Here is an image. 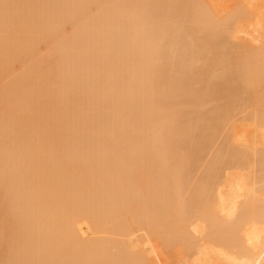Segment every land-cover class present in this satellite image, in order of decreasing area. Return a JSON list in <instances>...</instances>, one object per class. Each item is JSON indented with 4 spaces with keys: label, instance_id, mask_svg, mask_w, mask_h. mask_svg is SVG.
<instances>
[{
    "label": "bare ground",
    "instance_id": "obj_1",
    "mask_svg": "<svg viewBox=\"0 0 264 264\" xmlns=\"http://www.w3.org/2000/svg\"><path fill=\"white\" fill-rule=\"evenodd\" d=\"M262 1H234L241 15L229 9L230 21L218 9L219 24L208 0H0V264H264V184L256 188L243 172L252 166L243 167V148L264 167V116L257 117L264 112L253 117L252 132L229 131L192 194L180 193L197 168L192 149L201 136L226 126L241 103L257 105L252 94L263 97ZM211 18L218 27L209 29ZM207 27L218 30L209 31L213 40L202 35ZM205 35L215 43L221 36L219 44ZM230 35L262 39L263 58L245 44L252 63L232 47L224 53L238 52L241 62L237 54L230 61L234 53L222 54L221 44ZM206 40L221 44L223 57ZM199 46L208 57L219 54L211 59L222 64L213 66L219 78L196 73L197 54L209 60ZM193 74L214 75L207 88H225L226 97L244 82L242 91L254 93L231 101L235 109L226 101L225 113L215 112L221 117L211 110L195 122L194 101L212 90ZM187 102L197 107L186 119L180 105ZM175 117L189 120L177 127ZM223 163L233 172L221 174ZM184 251L193 254L186 259Z\"/></svg>",
    "mask_w": 264,
    "mask_h": 264
},
{
    "label": "rangeland",
    "instance_id": "obj_2",
    "mask_svg": "<svg viewBox=\"0 0 264 264\" xmlns=\"http://www.w3.org/2000/svg\"><path fill=\"white\" fill-rule=\"evenodd\" d=\"M204 1H205L204 3H206L207 0H204ZM209 1H210V0H208V2H209ZM216 1H218V0H216ZM221 1H222V0H220L219 3H220ZM228 1H229V2H228ZM234 1L237 2V0H223V4H224V5H222V2L219 4L218 2H215V0H212V1L209 2V4H210V7H209V8H211V10L213 9V13H212V14H214V12H216V11H218L217 13H219V10H218V9H220L221 12L219 13V16H220V14H221V15L223 14L222 16L226 17L227 14H228L227 11H228L229 9H232V10H230V11H231V12L233 11V13H234L235 11L233 10V8H234L233 6H234V5H237V4L240 2V0H238V3L234 4ZM214 2L217 3V5H216V9H217V10H216L215 7H214V6H215V3H214ZM230 2H231V3H230ZM262 2L264 3V1H262ZM262 2H261V4H263ZM212 3H214V4L212 5ZM227 3H228V5H227ZM241 3H242V1H241ZM230 4H231V5H230ZM205 5H207V3H206ZM226 5H227V6H226ZM239 5H240V3H239ZM206 7H208V6H206ZM238 7H239V6H237V7L235 6V10H236V8H238ZM239 8H240V7H239ZM239 8H238V9H239ZM214 9H215V11H214ZM238 9H237L236 12H239ZM222 11H223V12H222ZM210 12H211V11H209V13H210ZM225 12H226V13H225ZM228 12H229V11H228ZM209 13H208V16H210ZM229 13H230V12H229ZM231 14H232V13H231ZM234 14H238V13H234ZM214 15H216V14H214ZM239 15H241V13L238 14L237 16H239ZM222 16H221V17H222ZM228 16H231V15L229 14ZM228 16H227V18H228ZM211 17H212V15H211ZM214 17H215V16H214ZM217 17H218V14L216 15V18H215V19H217V22H218L219 24H220V22H223L224 19L221 21L220 17H218V18H217ZM224 17H223V18H224ZM234 17H236V16H234ZM209 18H210V17H209ZM212 18H213V17H212ZM212 18L209 19V20H211L212 22L208 20V21L210 22V24H209L208 21H207V24H206V25L209 24V25H208V26L210 27L209 29H211V27H212V26H211V23H212L213 27H214V26L218 27L217 25H215V24H218V23H217L216 21H215L216 23H214L213 20H215V19L212 20ZM227 18H226V19H227ZM237 18H239V17H237ZM240 18H241V17H240ZM240 18L238 19L239 21H241V19H242V18H241V19H240ZM228 20L230 21V18H228ZM228 20H226V21L228 22ZM233 20H234V22H235V19L232 17L231 21H233ZM238 20L236 19V22H237ZM219 21H220V22H219ZM226 21H225V22H226ZM239 21H238V22H239ZM242 21H244V19H243ZM225 22H224V23H225ZM236 22H235V23H236ZM229 23H230V22H229ZM232 23H233V22H231L230 25H233V24H234V23H233V24H232ZM219 24H218V25H219ZM225 24H227V23H225ZM228 25H229V24H228ZM234 25H235V24H234ZM234 25H233V26H234ZM222 26H223V24H222ZM233 26H232L231 28H233ZM205 27H206V26H205ZM213 27H212V28H213ZM216 27H215L214 29H216ZM225 27H226V26H225ZM225 27H223V28H225ZM228 27H229V26H227L226 29H227ZM220 28L222 29L221 26H220ZM220 28H219V30H220ZM229 28H230V27H229ZM207 29H208V27L206 28V32H204L202 35H204V34H206V33L209 35V34H210L209 31L212 32L210 35H212L213 32H216V31L218 32V30H216V31H215V30H212V31L209 30V31H207ZM217 29H218V28H217ZM196 30H198V29H196ZM196 30H195V31H196ZM230 30H231V29H230ZM204 31H205V30H204ZM223 31L225 32V29H223ZM223 31H222V32H223ZM228 31H229V29H228ZM228 31L225 32V36H226V33H228ZM224 32H223V33H224ZM263 32H264V31H263ZM196 33H197V37L200 38V34L198 33V31L195 32V35H196ZM219 33H221V31H220ZM198 34H199V35H198ZM221 34H222V33H221ZM221 34H220V35H221ZM210 35H209V36H210ZM214 35H218V33H214ZM214 35H213V36H214ZM228 35H229V33H228ZM228 35H227V36H228ZM240 35H242V34H240ZM263 35H264V34H263ZM263 35H262V36H263ZM205 36H207V35H205ZM205 36H202V37L205 38ZM225 36H224V37H225ZM227 36H226V37H227ZM245 36H246V35H245ZM245 36H244V35H243V36H239L240 39H239V37L237 36V37H235V38H238V39L233 40V37H231V35H230V41L228 40L229 36H228L227 39H226V37H225L226 41H225L224 43H223V41H222V43H221L222 45L224 44V45L222 46V54H223L225 51H227V50L229 51V49H230L231 47H232L233 51H234V50L237 51V49L240 48V49H238V52H239V50H242V51H240V54H241V52H244L243 50H245V49H247V48H250L251 51H255V53H253L252 55H254V54L257 55V54L259 53L258 55H259L260 57H262V55H263L264 53H263V54H260V53H262V52L259 51V47H258V43H260V42L262 41V39H261L260 42H257V45H256L255 42L252 43L250 40H249L250 42H248V39H251V38L246 39V37H249V36H246V37H245ZM262 36H261V38H262ZM193 37H194V36H193ZM197 37H195V40H196ZM210 37H211V36H210ZM210 37L208 38V36H207V40H208V41H211V38H212V37H211V38H210ZM217 37H219V36H217ZM198 38H197V39H198ZM214 38H216V37L214 36ZM220 38H221V36H220ZM220 38H219V40H220ZM231 38H232V39H231ZM263 38H264V37H263ZM200 39H201V38H200ZM205 39H206V38H205ZM202 40H204V39H202ZM207 40H206V42H208ZM212 40H213V38H212ZM219 40H217V38H216V40H215L216 43L220 42ZM263 40H264V39H263ZM196 41H197L196 43H200V40H196ZM217 41H218V42H217ZM227 41H228V42H231V44L228 43ZM201 42H202V41H201ZM206 42H205V43H206ZM211 42L215 43L214 41H211ZM211 42H208V44L210 45ZM263 42H264V41L261 42L262 45L259 44V46L261 45V48H260V49H262V46L264 45ZM213 43H211V45H213ZM216 43H215V44H216ZM225 43H226V45H225ZM227 43H228V44H227ZM202 44H203V43H202ZM218 44H219V43H218ZM221 44H220V45H221ZM245 44H246V45H245ZM196 45H197V44H196ZM196 45H194V46H196ZM211 45H210V46H211ZM220 45H219V46H220ZM227 45H228V46H227ZM242 45H243V46L245 45L246 47H247V46H248V47H247V48H246V47H242ZM207 46H208V45H207ZM210 46H208L207 49H208ZM217 46H218V45H213L212 47H215L216 50L213 49V48H212V49H213L215 52L218 51V53H219L220 55H222V54H221V49H220V47L218 46V48H219V50H218V48H216ZM225 46H226L227 48H228V47H229V48H228V49L226 48V50L223 51V49H225V48H223V47H225ZM197 47H198V45H197ZM199 47H200L199 49H200L202 52H204L203 50L206 49V46H205V49H203V50L201 49V46H199ZM202 47H203V45H202ZM192 48H193V46H192ZM194 48L196 49V47H194ZM210 48H211V47H210ZM210 48H209V49H210ZM241 48H243V49H241ZM195 49L191 50L192 53H194L193 51H195ZM199 49H198V50H199ZM232 49H231V50H232ZM252 49H253V50H252ZM257 49H258V50H257ZM210 50H211V49H210ZM210 50L207 51V52H208L207 54H210L211 52L213 53V55H209L210 58H209L208 55H206V53L204 52V56H205V58L209 59V60H208L209 62L206 61L207 59L205 60L206 63L204 62V60H202V59H203V54H202V57L197 58V56H198L197 52H198V51L195 52V54H197V56L194 54V56H196V59H195V60H197V59L199 60V59L202 58L201 61H203V62L205 63V64H201L202 62L199 61L200 64H196V65L194 66V65H193V61H192V64H191V65H193V67L196 69L195 71H196L197 74L199 73V72H197V71H199V70H201V69H202V70L205 69L204 73L206 74V76H207L208 73L215 72V71L213 70V68L216 67V65H218L219 63L215 64V66H214L215 61H214L213 63H211V61H212L211 59H212V58L215 59V57H218V59H219V56H218L219 54L216 55V53L214 54V51H210ZM247 50H248V49H247ZM247 50H245L244 55L242 54L243 56L237 54L238 52H237V53H234V52L231 51L232 53H234V55L232 54L231 57H230V59H229L228 56H227V57H228V59L231 61V60H233V59H231L232 56L234 57V56L237 54V55H238V56H237V57H238L237 59L239 60V59H240V56H241L242 58H244V57H246V56L248 55V53H249L248 51H249V50H248V51H247ZM262 50L264 51V48H263ZM201 51H200V52H201ZM209 51H210V52H209ZM246 51H247L248 53H247ZM251 51H250V52H251ZM258 51H259V52H258ZM231 52H230V53H231ZM192 53H191L192 58H195V57L193 56ZM198 53H199V52H198ZM228 53H229V52H227V54H226V53H224V54L228 55ZM230 53H229V54H230ZM251 53H252V52H251ZM251 53H250V55H248L249 57L247 56L246 58H244V59L247 60L248 62H249L251 59L253 60V58H250V57H252V56H251ZM256 53H257V54H256ZM200 54H201V53H199V55H200ZM214 55H216V56H214ZM245 55H246V56H245ZM255 55H254V59L256 58ZM211 56H214V57H211ZM224 56H225V55H224ZM229 56H230V55H229ZM263 56H264V55H263ZM222 57H223V55H222ZM222 57L220 56V60L224 61V59H222ZM235 57H236V56H235ZM248 58H249V59H248ZM257 58H258V59H257L258 61L256 60V62L253 63L252 66H251V67L254 68V69H255V67L258 65V63H259V59H261V58H259L258 56H257ZM262 58H263V57H262ZM226 59H227V58H225V60H226ZM244 59H241V60H244ZM193 60H194V59H193ZM198 60H197V62H198ZM215 60H217V58H216ZM220 60H219V62H221ZM238 60H237V61H238ZM245 60L243 61L244 66L248 64V63L245 64ZM230 61H229V62H230ZM233 61H234V60H233ZM233 61H232V64H233ZM239 61H240V60H239ZM197 62L194 61V64L197 63ZM235 62H236V61H235ZM240 62H241V61H240ZM209 63H210V64H209ZM237 63H238V62H237ZM249 63H252V62L250 61ZM207 64H208V67H207ZM232 64H231V65H232ZM202 65H204V66H202ZM210 65H212V67H211ZM219 65L221 66L222 64H219ZM236 65H237V64H236ZM239 65H240V63H239ZM241 65H242V64H241ZM249 65H250V64H249ZM201 66H202L203 68H202ZM213 66H214V67H213ZM220 66H217V68H216L219 72L221 71V70H220ZM247 66H248V65H247ZM254 66H255V67H254ZM184 67H185V65L183 66V68H184ZM199 67H200L201 69H200ZM210 67H211V68H210ZM218 67H219V68H218ZM237 67H238V66H237ZM245 67H246V66H245ZM251 67H250V66L246 67V68H247V71H249V70L251 69ZM197 68H198V69H197ZM209 68H210V69H209ZM246 68H245V69H246ZM211 69H212V70H211ZM214 69H215V68H214ZM216 69H215V70H216ZM254 69L249 71L251 75H252V74L255 75V73H254ZM202 70H201V71H202ZM208 70H209V71H208ZM193 71H194V70H193ZM193 71H192V72H193ZM201 71H200V74H199V75H201V74L203 73V72L201 73ZM218 71H216L217 73L215 72L216 74H214V73H213V74H214V75H217V74H218ZM239 71H240V70H239ZM244 71H245V70H244ZM247 71H246V72H247ZM255 71H256V70H255ZM207 72H208V73H207ZM242 72H243V70H242ZM251 72H253V73H251ZM193 73H194V72H193ZM204 73H203V74H204ZM243 73H244V72H243ZM213 74H212V75H213ZM235 74H236V73H235ZM238 74L241 75V76H239V79H240V80L243 81V80L246 78V79H245V82H246V80L250 78V80H247V81H251V82H252V80H251V77H252V76H251V77L249 76V78L245 76V75H250V74H245V73H244V74H243V77L245 76V78L242 77V74H241V73H238ZM238 74H236V75H238ZM195 75H196V74H193V77H194ZM209 75H210V74H209ZM212 75H211V76H212ZM214 75L212 76L213 79H211L212 77H209V78L207 77L208 80L210 79V80L213 81L214 79H216V77H214ZM218 75H219V74H218ZM218 75H217V77L219 78ZM254 75H253V78H255ZM204 76H205V75H204ZM204 76H203V77H204ZM233 76H235V75L233 74ZM233 76H230V77H233ZM195 77H196V76H195ZM195 77H194L193 79H196L198 76H197L196 78H195ZM240 77H242L243 79H241ZM198 78H199V79L201 78V81L203 80V78H202L201 76H199ZM198 78H197V79H198ZM218 78H217V79H218ZM235 78H236V77H235ZM253 78H252V79H253ZM257 79H258V77L256 78V81H257ZM261 79H262V78H259L258 81H259V80H260V81H262V80L264 81V79H262V80H261ZM208 80H205V79H204V81H202L201 83H199V81L197 80L198 82L196 81V83H198L199 86H200V84L203 83V84H202V86H203L204 83L206 84V82H207V83H209V82L211 83V81L208 82ZM236 80H237V78L235 79V81H236ZM240 80H237V81L239 82ZM194 81H195V80H193V82H194ZM215 81H216V82H215ZM215 81H214L215 83H217V84L219 83V82H217L218 80H215ZM233 81H234V79H232L231 84H228L227 86H230V88H231V85L233 84V83H232ZM242 81H241V82H242ZM254 81H255V80H254ZM226 82H227V81H226ZM229 82H230V81H229V77H228V82H227V83H229ZM245 82H244V83H245ZM251 82H249L250 86H249L248 84H246V85L249 86V87H248V90H249V88L252 87L251 85L254 86V82H253V84H252ZM215 83H214V84H215ZM244 83H241V84H240V82H239V83L236 82V84H240V86L238 85L239 87H237L236 92L238 91V92H237L238 95H237V94H236L237 96L234 95L235 97H234V96H232V97H226L227 95H225V94H227V93H229V92H226L225 94H223V93H224L223 91L225 90V88H224L223 91L220 90V91H222V93L219 94L220 91L218 92L216 89H213V90H212V88H214V87H213L214 85H213V86L211 85L212 88H211V87L207 88L208 86H207V84H206V86H205V87L203 86V87H204L205 89L207 88V89L210 90V91L212 90L213 92L211 91V92L208 93L207 96H205L207 93H206V94H202V93L204 92V90H203V89L200 90V92L203 91V92H201L202 95L200 96V97H201L200 99H202V96L205 97V99L203 98V102H202V104H200L201 102H200V100L198 99L199 97H197V96L194 95L195 99H196V97H197V99L199 100V101L196 100V101H198V102L194 101V103H197V105L199 106V107L197 108L198 110H196L197 105H196V107L194 108V105H192L193 103L189 104L191 101H189V103L187 102L189 105H187V103L184 104V105L181 103V105H180V110L183 109V111L185 112V115H181V114L184 113V112H183V111H182V112L179 111V112L181 113L180 115L186 117V113L189 112V111H191V110H193V109H194V110H193L194 112H195V110L197 111V113L195 112V114H197V115L195 116L196 119H197L198 117H200V118H201V117H205L204 115H208V114H207V113H209L208 111L211 112V110H212V114H216V115H218V114L221 113V111L218 110V109H221V108H223V107H226V106H225V102H226V101H228V102H226V103H227V107H228V105H231V104H232V103L230 104L231 101H233V103H234V100H235V99H236V100H235V103L233 104V106H234V105H238V104H239L238 102H240L241 100H243V99H241L240 101L236 102L237 100H239L238 98H240V96L243 97V96H242L243 93L245 94V92H246L245 90H247L246 87L243 88V86H241V85H245ZM255 83H256V82H255ZM260 83H261V82H260ZM263 83H264V82H263ZM263 83H262L261 87L264 86ZM194 84H195V82H194ZM198 84H196V85H198ZM212 84H213V83H212ZM217 84L215 85V86H216L215 88H217ZM258 84H259V83H258ZM208 85H210V84H208ZM219 85H220V84H219ZM225 85H226V84H225ZM234 85H235V84H234ZM259 85H260V84H259ZM259 85H258V87H259ZM193 86H194V85H193ZM199 86H198V87H199ZM202 86H200V87H202ZM227 86H226V87H227ZM232 86H233V85H232ZM236 86H237V85H236ZM256 86H257V85H255V87L253 88L254 90L256 89ZM196 87H197V86H196ZM219 87H220V86H219ZM224 87H225V86H224ZM240 87H241L242 89H241ZM261 87H259L260 89H258V90H259V92L262 91L261 93H262V96L264 97V95H263V92H264L263 90H264V89H262ZM210 88H211V89H210ZM221 88L223 89L222 86H221ZM227 88L229 89V87H227ZM227 88H226V90H228ZM238 88H240L241 91H242L243 89H245V90H244L245 92H243V91L241 92V91H240V93H241V94H240ZM194 89L196 90V88H194ZM219 89H220V88H219ZM251 89H252V88H251ZM261 89H262V90H261ZM197 90H199V89H197ZM208 90H205V91H208ZM258 90H257V89L255 90V91H257L256 93H258ZM216 91L218 92V94H217V93H214V92H216ZM250 91H253V90H250ZM250 91H249V92H246V93L250 94V93H251ZM200 92L198 91V93H200ZM196 93H197V92H196ZM196 93H195V94H196ZM234 93H235V92H234ZM252 93H254V91H253ZM252 93H251V94H252ZM261 93H258V95L260 94V97H262V96H261ZM248 94H247V95H248ZM197 95H200V94H197ZM252 95H253V97H252L251 99H249V96H248V98H247V97H246V98L249 99V100H253V98H254V101H253V102H258V104H259V101H258L257 99H259L260 101H264V98H263V97H262V98H263V100H262V98L260 99L259 96H257V97H258V98H257V97L255 96L256 94H255V95L252 94ZM224 96H225V97H224ZM238 96H239V97H238ZM254 96H255L256 98H255ZM187 97H188V96L185 97V100L189 98V97H188V98H187ZM250 97H251V95H250ZM246 98H245V99H246ZM193 99H194V98H193ZM247 99H246V101H247ZM255 99H256V100H255ZM183 100H184V99H183ZM191 100H192V99H191ZM249 100H248V103H249ZM186 101H188V100H186ZM243 101H244V100H243ZM179 102H182V101H179ZM244 102H245V101H244ZM183 103H184V102H183ZM228 103H229V104H228ZM240 103H241V102H240ZM263 103H264V102H263ZM242 104H243V106H242ZM244 104H245V103H241V105L239 104V105H240L239 107L242 106V108L237 109V110L235 109L236 106L233 108L232 105H231L232 108H230V109H235V111L232 110L233 113L231 112V110L228 112L229 115H230L231 113H232L233 115H232V118H231V119L229 118L230 120L228 119V120H229L228 123L225 122V123H227V125L224 126V127H223V125L218 126V127H219V130H220V127H222V128H221L220 131H219V130H218V131H217V130H214V131H216V133L214 134V133H212V132H213L212 129L214 128L213 125L215 126V124L212 123V125H211L212 127H210V128H211V131H212V132H211V133H212L211 135L213 136V134H214V136L211 137V135L209 136V134H207L208 136L205 137V136H204L205 133H204V134L201 136L200 140H203L204 138H205V139L203 140V142H202V141L199 142V144H200L201 142H202L203 144H202V143H201L200 145L198 144L199 147L197 146V147H198L197 151H196V148H197L196 145H195V150L192 149V151H195V154H194V156H195V161L192 160V158H193L192 152H191V155H192V156H190V159H191L192 161H194V162H196L197 159H198L199 162H196L197 164L195 163V166L197 165V166H196L197 168L194 167V168H195V169H194V168L192 167L195 171H194L192 168H190V172H191V169L194 171L192 174L190 173L191 176H189L190 174L188 175L189 172H188V173H187V171L185 172V174H186V173H187V174H186V176H185L184 178L188 177V178H186L185 180H187V179H188V180L191 179V180H190L191 182L189 181V184H188V183L185 182V180H184V183H183V182L181 183L183 186H185L184 189H183V187H182L183 191L180 190V193H182V195H183V193H185V194H184L185 196H186V193H187V194H189V193L192 194L191 192H189L188 189H190L191 191L194 189V185L198 182L199 178H201L200 175L204 173V172H202L203 169H204V167L209 163V161H213L212 159L214 158V154L216 153V151L219 150V149H218V146H219V145H222L223 140H225L224 137H225V136L227 137V135H229V131H230V133H231V132H232L233 130H235V129H236L235 131H237V130H243V129H244V130H247V131H250V130H251V132H252V130L254 129V124H252V123H254V122H253L252 120L255 118V117H254L255 114L257 115V114H261V113L264 112V108L261 107V106H263L264 104L261 105V103H260L261 106H257V105H258L257 103H256L257 105H254L255 103H253V105H249L247 108H246L247 105L244 106ZM251 104H252V103H251ZM182 105H183V106H182ZM190 105H192V108H191ZM223 105H224V106H223ZM222 106H223V107H222ZM181 107H182V108H181ZM227 107H226L225 109H227ZM239 107H237V108H239ZM244 107H245V108H244ZM256 107H258V108H256ZM228 108H229V107H228ZM243 109H244V110H243ZM178 110H179V109H178ZM223 110H224V108L222 109V111H223ZM218 111H219L218 114L215 113V112H218ZM191 112H192V111H191ZM191 112H190V113H191ZM213 112H214V113H213ZM230 112H231V113H230ZM192 113H193V112H192ZM192 113L190 114L191 116L194 114V113H193V114H192ZM224 113H225V110H224ZM188 114H189V113H188ZM222 114H223V112H222ZM263 114H264V113H263ZM210 115H211V114H209V116H210ZM216 115H215V116H216ZM220 115H221V114H220ZM220 115H218V116H220ZM181 116H180V117H181ZM188 116H189V115H188ZM197 116H198V117H197ZM212 116H214V115H212ZM212 116H210V118H212ZM215 116H214V118H215ZM218 116H217V117H218ZM258 116H264V115H257V117H258ZM180 117H179V118H178V117H175V119H174V120L176 121V122H174V124L176 123L175 126L181 124L182 122H184V121L187 119V117H186V119H184L185 117H182V118H180ZM206 117L208 118V116H206ZM220 117H221V116H220ZM253 117H254V118H253ZM173 118H174V117H173ZM177 118H178V120H177ZM189 118H190V117H189ZM192 118L194 119V115L192 116ZM192 118H190V119H192ZM207 118H206V119H207ZM214 118H213V119H214ZM258 118H259V117H258ZM179 119H180V120H179ZM196 119L194 120L195 122H196V121H200L199 118H198L199 120H196ZM174 120L172 119V121H174ZM188 120H189V119H188ZM188 120H186L185 122H187ZM204 120H205V118H204ZM255 120H257V118H255L254 121H255ZM192 121H193V120H192ZM226 121H227V120H226ZM251 121H252V122H251ZM211 122H213L212 119H211ZM171 123H172V122H171ZM214 123H216V121H215ZM225 123H224V124H225ZM216 124H217V123H216ZM252 125H253V127H252ZM177 127H180V125L177 126ZM218 127L216 126L215 128H218ZM207 132H208V131H207ZM208 133H209V132H208ZM226 134H227V135H226ZM209 137H210V138H209ZM226 137H225V138H226ZM202 138H203V139H202ZM211 138H212V139H211ZM224 143H225V141H224ZM201 146H202V147H201ZM258 148H260V147H258ZM258 148H257V149H258ZM241 149H242V148H241ZM243 149L246 150V154L248 155V157L245 158V160L247 159L246 162H248V164H244L243 167H246V166H248V165H252V166H249L248 168H245V169L243 170V172H247V173H248V175H249V181H250V182H256V183H257L256 188H258L259 186H261V185L264 184V167H260V166H258L257 164H254V165H253V161H254V159L257 160L256 162H258V159H259V158H258V157L255 158V155H254V157H253V154H254V153L252 152L251 149H248V148H243ZM215 155H216V154H215ZM191 157H192V158H191ZM196 157H197V158H196ZM212 157H213V158H212ZM230 157L232 158V156H230ZM231 158H230V159H231ZM193 159H194V158H193ZM243 159H244V157L241 158V160H243ZM229 162H230V161H229ZM250 163H251V164H250ZM255 165H257V166H255ZM189 167H190V166H189ZM205 168H206V167H205ZM225 170H226V171H225ZM224 172H225V173L233 172V169L229 168L228 165H225V164L223 163V165L221 166V174H224ZM185 174H183V175H185ZM188 180H187V181H188ZM186 183H187V184H186ZM184 184H185V185H184ZM192 192H193V191H192ZM182 195H181V196H182ZM184 195H183V198H184ZM191 196L194 197V195H191ZM189 197H190V195H188V198H189ZM152 201H154V200L152 199ZM165 218H167V217H165ZM163 219H164V217H163ZM163 221L165 222V224H166L167 222H169V221H168V218H167L166 220H163ZM166 221H167V222H166ZM192 221H194V219H193ZM164 222H163V223H164ZM165 224H164V229H165ZM167 225H168V224H167ZM162 233H164V232H162ZM162 235H164V234H161V236H162ZM165 235H166V236H167V235L169 236V234H165ZM165 235H164V237H165ZM159 239H160V238H159ZM192 254H193V252H185V251L183 252V255L186 256V259L190 258V257L192 256Z\"/></svg>",
    "mask_w": 264,
    "mask_h": 264
}]
</instances>
